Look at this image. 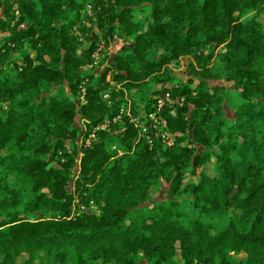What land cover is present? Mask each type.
I'll use <instances>...</instances> for the list:
<instances>
[{
  "label": "trees",
  "instance_id": "trees-1",
  "mask_svg": "<svg viewBox=\"0 0 264 264\" xmlns=\"http://www.w3.org/2000/svg\"><path fill=\"white\" fill-rule=\"evenodd\" d=\"M262 15L0 0V264H264Z\"/></svg>",
  "mask_w": 264,
  "mask_h": 264
},
{
  "label": "built area",
  "instance_id": "built-area-1",
  "mask_svg": "<svg viewBox=\"0 0 264 264\" xmlns=\"http://www.w3.org/2000/svg\"><path fill=\"white\" fill-rule=\"evenodd\" d=\"M99 54L100 53H96L94 55L95 65L98 63ZM169 97L170 95L167 94V99H169ZM164 106H165V100L163 99L159 100L157 104V111L149 114V118L151 120L150 126L151 128L155 130V136L157 138H160L166 145L172 146L174 143H173V139H172L169 127H168L167 120L159 114ZM121 114H125L124 108L121 110ZM118 119H120V117H118L116 120ZM146 130H147L146 128L143 129L144 132Z\"/></svg>",
  "mask_w": 264,
  "mask_h": 264
},
{
  "label": "rangeland",
  "instance_id": "rangeland-1",
  "mask_svg": "<svg viewBox=\"0 0 264 264\" xmlns=\"http://www.w3.org/2000/svg\"><path fill=\"white\" fill-rule=\"evenodd\" d=\"M260 21L261 23L264 25V15L261 16L260 18ZM4 34L0 32V38L3 36ZM118 50V46L115 45V46H111L110 48V51H109V54L112 56L116 51ZM12 58L13 59H18V58H21V51H17V52H13L12 53ZM100 55H99V59H100ZM98 59V60H99ZM187 61L186 60H183L180 64L178 65H172L171 66V69L173 70V73L176 75V76H185V70H186V65H187ZM238 105H239V101L235 100L234 98H231L230 101L228 102V114L229 115H232V112H234L237 108H238ZM158 194V192H154L153 195L156 196ZM27 259V256L24 255L20 258H18L16 260V264H23V262ZM1 260V258H0Z\"/></svg>",
  "mask_w": 264,
  "mask_h": 264
}]
</instances>
